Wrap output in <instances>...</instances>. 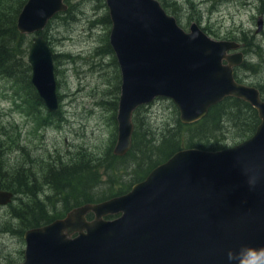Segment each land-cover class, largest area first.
Instances as JSON below:
<instances>
[{
    "label": "water",
    "instance_id": "1",
    "mask_svg": "<svg viewBox=\"0 0 264 264\" xmlns=\"http://www.w3.org/2000/svg\"><path fill=\"white\" fill-rule=\"evenodd\" d=\"M106 2L122 73L115 154L125 155L131 146L134 109L158 96L175 101L184 123L198 121L229 96L255 107L261 123L235 146L179 150L127 193L28 230L21 264H227L230 248L264 246V99L258 87L235 79L234 66L245 57L229 50L241 44L214 39L196 22L186 31L159 0ZM67 9L65 0H28L17 28L40 32ZM262 24L261 18L259 30ZM28 61L33 85L47 108L58 111L54 52L44 35L34 37ZM253 176L254 189L248 184ZM13 197L0 189V205ZM89 212L95 214L91 221ZM110 214L120 215L106 219Z\"/></svg>",
    "mask_w": 264,
    "mask_h": 264
},
{
    "label": "rangeland",
    "instance_id": "2",
    "mask_svg": "<svg viewBox=\"0 0 264 264\" xmlns=\"http://www.w3.org/2000/svg\"><path fill=\"white\" fill-rule=\"evenodd\" d=\"M159 1L170 14L175 13L178 23L185 30L189 31L191 24L196 22L215 39L241 42L246 64L236 69L237 78L240 82L259 87L264 96V0ZM69 2L72 12L59 13L43 33L57 54L55 72L60 115L50 116L46 106H39L36 101L26 102L20 83H14L15 86L7 79H0V133L8 144L4 156L7 175L19 177L26 167L27 174L34 173L41 183L39 200L47 209H51L50 202L55 203L56 211L52 209L49 215L64 211L52 184L44 181L43 169H49L50 165H58L62 160L69 164L77 163L78 167L87 163L93 169L99 164V180L89 182L97 186L96 192L100 197L128 191L148 167L146 164L139 169L134 157L125 162L117 161L116 169L109 170L105 163L101 167L102 161L113 153L118 136V107L115 101L119 102L118 77L121 71L115 53L109 48L103 49L112 25L101 19L109 13V9L106 0ZM261 18L263 24L259 30ZM26 35L32 43L36 34ZM141 108L134 117L138 127L136 138L142 136V125L161 138L180 117L176 104L165 97ZM244 112L250 115L251 111ZM238 116L231 120L226 118L222 129L228 134L221 145L226 142L232 145L248 129L245 115ZM184 136L187 137V134ZM222 136L217 133L215 138ZM153 158L156 159L154 155ZM86 176L84 174L82 178ZM31 205L33 211L25 207L21 195H16L11 204L0 206V264L24 260L26 243L23 230L36 225L40 214L36 211V204ZM14 208L29 222L25 220L23 223Z\"/></svg>",
    "mask_w": 264,
    "mask_h": 264
},
{
    "label": "trees",
    "instance_id": "3",
    "mask_svg": "<svg viewBox=\"0 0 264 264\" xmlns=\"http://www.w3.org/2000/svg\"><path fill=\"white\" fill-rule=\"evenodd\" d=\"M26 2L27 0H0V79H7L12 82V84L20 83V88L25 93L23 95L24 100L26 102H28V100L36 101L39 106L44 107L45 104L32 83V67L27 61L31 43L28 41L27 35L20 33L17 28L18 16ZM67 2L69 4V9L61 13L68 14L72 12L69 0H67ZM101 20L106 24H110V26L112 24L109 13L105 14ZM42 33H44V31ZM108 48L112 52L109 36L106 46H104L103 49L107 50ZM56 57L57 54L54 55V59ZM25 71L26 76H24ZM118 78L120 80V76ZM16 84L14 85L17 86ZM117 104V101H115L116 107L118 106ZM244 110L247 112L248 110L251 111L250 115H246L245 112L243 113ZM60 113L61 111L55 113L48 110L47 114L56 117L60 115ZM236 115H239L238 118L245 115V120L248 124V129L244 131L242 136L239 135L240 140H244L255 132L260 123V118L258 117L256 109L248 102L235 97H228L210 108L208 114L195 123L184 124L181 122L180 118L177 119L175 125L168 127L161 138L153 135L152 132L143 125L144 131H142V136L136 138L138 129V127H136L133 135L132 149L125 156H117L110 153L108 157L102 161L101 167H104L105 163L109 170L113 168L116 169L118 167L117 161L125 162L134 157L139 169H143V166L146 164L148 165L143 174L133 182V184H135L143 180L155 166L168 159L178 150L188 147L218 150L227 147V142L221 145V142L226 140L228 134L226 133L227 131L222 128H224L226 118H228V120L236 119ZM186 131L191 132L185 133ZM217 133L223 134L222 138L216 139L215 136ZM186 134L187 137L184 136ZM7 145L8 144L0 133V188L10 189L17 193L18 196L21 195L25 207L29 208L31 211H33L31 204H36V206H33L36 207V211H40L36 225H39L41 221H50L51 218L56 216H50L49 212L52 209L56 211V206L55 203L50 202L51 209H47L44 207V203L39 200L40 194H38V190H40L41 183L37 176L32 172L27 174L25 172L26 167L19 177H8L4 162ZM16 145L19 146V143H16ZM153 155L156 159L153 158ZM99 166V164L94 165L92 169V166L86 163L85 166L78 167L77 163L69 164L61 160L58 165H50L49 169H43L44 181L46 180V182L48 181V183H51L55 195L60 197L61 208L64 210L62 213H65L74 206L86 202H96L108 198L105 196L100 197L96 192L97 186L89 182V180H99L97 177V168ZM138 173L140 174V172ZM84 174L87 176L83 179L82 177ZM133 184L129 186V189ZM122 193L125 192L122 190L118 194ZM24 198H27V200H24ZM47 198L50 199L51 197L47 196ZM16 209L17 208H14L16 215L25 223V217H23L20 212H17ZM56 214L58 215L60 213L57 212ZM26 222L28 223L29 220H26Z\"/></svg>",
    "mask_w": 264,
    "mask_h": 264
},
{
    "label": "clouds",
    "instance_id": "4",
    "mask_svg": "<svg viewBox=\"0 0 264 264\" xmlns=\"http://www.w3.org/2000/svg\"><path fill=\"white\" fill-rule=\"evenodd\" d=\"M257 177L248 180L250 188L254 189ZM227 264H264V246L256 248L251 245L242 244L237 248H230L226 252Z\"/></svg>",
    "mask_w": 264,
    "mask_h": 264
},
{
    "label": "bare ground",
    "instance_id": "5",
    "mask_svg": "<svg viewBox=\"0 0 264 264\" xmlns=\"http://www.w3.org/2000/svg\"><path fill=\"white\" fill-rule=\"evenodd\" d=\"M51 21V20H50ZM49 21V22H50ZM57 94H58V92H57ZM59 98V97H58ZM132 146H133V139H132V143H131V146H130V148H129V150L127 151V153L132 149ZM196 148H198V147H196ZM199 149H202V148H199ZM204 150H209V149H204ZM211 151H215V150H211ZM7 153V152H6ZM33 158V157H32ZM133 234V233H132Z\"/></svg>",
    "mask_w": 264,
    "mask_h": 264
},
{
    "label": "flooded vegetation",
    "instance_id": "6",
    "mask_svg": "<svg viewBox=\"0 0 264 264\" xmlns=\"http://www.w3.org/2000/svg\"><path fill=\"white\" fill-rule=\"evenodd\" d=\"M87 218H88V219H92L93 217H91V214L89 213V214L87 215ZM50 222H51V221H49L48 223H50ZM48 223H45V224H48ZM45 224H44V225H45Z\"/></svg>",
    "mask_w": 264,
    "mask_h": 264
}]
</instances>
